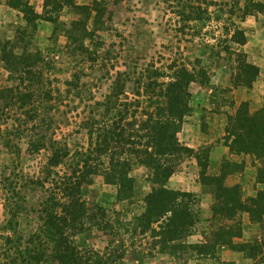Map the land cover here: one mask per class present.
I'll use <instances>...</instances> for the list:
<instances>
[{
    "label": "trees",
    "instance_id": "trees-1",
    "mask_svg": "<svg viewBox=\"0 0 264 264\" xmlns=\"http://www.w3.org/2000/svg\"><path fill=\"white\" fill-rule=\"evenodd\" d=\"M7 4L25 14L31 11L24 0H8ZM43 5L54 29L58 19L50 13L64 6L78 13H86L90 8L75 0H44ZM212 11L197 6V10L185 14V19L198 21L202 28L210 20L222 19L221 8ZM26 21L27 25L19 27L14 38L0 40V62L8 80L13 82L0 88V110L14 103L22 117L17 125L2 127L0 122V146L4 154L8 152L18 157L21 148L16 140L23 135L27 137V152L47 150L48 154L37 175L25 174L14 159L16 156L7 160L0 170L3 190L0 264H118L125 250L114 246V238L129 233L149 235L160 253L175 258L191 255L192 251L200 256L211 255V243L215 240L209 238L217 236L220 244L230 250L245 251L254 259L253 264H264V241L256 244L235 242L230 228L224 226L212 230L211 236L204 241L188 242L186 239L197 220V211L193 208L197 200L191 191L167 186L183 159L193 152L179 141L178 133L191 111V84H206L210 79L203 57L173 59L163 66L150 63L138 68L135 64L127 71H118L110 91L102 101L92 104L91 115L81 122L87 134V146L71 149L51 133L36 130L37 122L50 117L52 92L40 94L44 71L39 64L42 61L40 52L30 51L26 43L21 44L27 36L31 18L26 16ZM73 29L82 37L94 34L79 20L72 21L67 37H71ZM223 29L224 38L213 39L215 53L219 56L224 52L233 58L237 83L251 89L260 68L242 49L247 41L245 29L235 21L224 24ZM205 53L206 50H200V55ZM79 81V76L73 73L65 81L66 92L70 93ZM127 81L133 84L132 96L126 90ZM247 110V102H241L236 116L230 118L231 125L237 124L232 142L244 143L242 150L261 158L258 178L264 183V106L250 114ZM47 127L49 129L51 124ZM135 165L147 172L145 180L150 187L142 194L131 175ZM96 176L115 187L113 203H140L139 212L133 214L131 220L124 221L116 214L113 217L102 205L88 204L83 190ZM29 186L39 192V202L34 208L38 222L34 230L24 233L19 224L20 217L28 212L25 187ZM234 188L225 187L223 192L231 196ZM222 194L217 193V202L212 206L215 214L231 209V201L221 198ZM85 233H101L111 238L103 250H97L84 241L79 242L78 238Z\"/></svg>",
    "mask_w": 264,
    "mask_h": 264
},
{
    "label": "rangeland",
    "instance_id": "rangeland-1",
    "mask_svg": "<svg viewBox=\"0 0 264 264\" xmlns=\"http://www.w3.org/2000/svg\"><path fill=\"white\" fill-rule=\"evenodd\" d=\"M7 1L0 0V40L14 38L18 28L27 25L26 16H29L31 22L21 44L26 43L30 51L40 52L42 61L39 64L44 70L40 94L52 92L50 117L37 122L36 130L51 133L71 149L87 146L88 138L81 122L91 115L92 104L102 101L110 91L118 71H127L135 64L138 68L150 63L163 66L173 59L202 56L210 79L206 84H191V111L178 133L179 141L193 152L183 159L167 186L191 191L197 200L193 205L197 220L186 239L188 242L208 239L212 230L219 226L230 228L235 242L256 244L264 241V183L258 178L261 158L242 150L244 143L233 144L237 124L230 123L241 102H247L248 114L264 106V0H121L118 3L75 0L79 5L89 6V11L78 13L64 6L57 12H49L58 19L55 29L46 16L44 0H24L32 11L26 14ZM197 6L207 7L210 12L221 8L223 17L220 21L210 20L200 28L198 21L185 19V14L197 10ZM74 20L82 21L86 30L94 31L93 36L82 37L73 29L71 37H67ZM231 21L245 29L247 41L242 49L260 68L251 89L237 83L233 58L224 52L217 56L212 45L215 37L224 38V24L229 25ZM200 50L206 53L200 55ZM73 73L80 81L67 93L65 81ZM11 84L0 62V88ZM126 86L132 96L133 84L127 81ZM21 119L14 103L0 110L2 127L17 125ZM47 124H51L49 129ZM26 140L23 135L16 140L21 148L18 157L8 152L4 154L0 146V170L7 160L16 156L14 159L25 174L40 173L48 151L29 153L25 149ZM131 175L136 179L140 194L149 190L150 185L145 180L147 172L142 166L135 165ZM233 186V194L227 196L224 188ZM25 188L29 208L20 217L19 226L28 233L38 222L34 208L39 202V192L30 186ZM2 192L0 187V220L3 219ZM83 192L90 206L102 205L113 217L116 214L124 221L131 220L140 210V203H113L115 187L104 183L101 176L94 177L93 183ZM218 192L223 193L221 198L231 201L229 214L213 212ZM113 210L116 213H112ZM110 238L101 233H85L78 240L103 250ZM211 238L215 240L211 243V255L200 256L192 251L191 255L179 258L160 253L149 235L129 233L115 237L114 246L125 250L118 264H253L254 259L245 251L230 250L220 244L217 236Z\"/></svg>",
    "mask_w": 264,
    "mask_h": 264
}]
</instances>
